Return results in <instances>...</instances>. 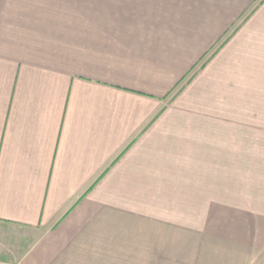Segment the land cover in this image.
<instances>
[{"label": "crops", "instance_id": "crops-1", "mask_svg": "<svg viewBox=\"0 0 264 264\" xmlns=\"http://www.w3.org/2000/svg\"><path fill=\"white\" fill-rule=\"evenodd\" d=\"M105 2L0 33L11 263L264 264V0Z\"/></svg>", "mask_w": 264, "mask_h": 264}, {"label": "rangeland", "instance_id": "rangeland-1", "mask_svg": "<svg viewBox=\"0 0 264 264\" xmlns=\"http://www.w3.org/2000/svg\"><path fill=\"white\" fill-rule=\"evenodd\" d=\"M105 1L0 0V33L3 42L9 43V38L17 35L24 37L36 35L38 38L58 35L65 41L82 36L84 20L86 15L90 14L83 9L84 3H106ZM248 14L249 11L242 13L238 20L244 19ZM26 238L20 235L14 236L11 231L0 229V264H10L12 260L10 256L14 261L18 257L17 253L12 256L13 253L8 251L9 244L4 240L11 239L15 245L16 242H25Z\"/></svg>", "mask_w": 264, "mask_h": 264}]
</instances>
